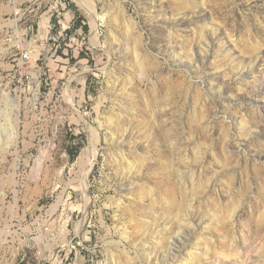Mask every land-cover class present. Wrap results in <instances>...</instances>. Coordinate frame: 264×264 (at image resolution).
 Masks as SVG:
<instances>
[{
    "label": "rangeland",
    "instance_id": "1",
    "mask_svg": "<svg viewBox=\"0 0 264 264\" xmlns=\"http://www.w3.org/2000/svg\"><path fill=\"white\" fill-rule=\"evenodd\" d=\"M84 2L0 0V264H264V0Z\"/></svg>",
    "mask_w": 264,
    "mask_h": 264
},
{
    "label": "bare ground",
    "instance_id": "2",
    "mask_svg": "<svg viewBox=\"0 0 264 264\" xmlns=\"http://www.w3.org/2000/svg\"><path fill=\"white\" fill-rule=\"evenodd\" d=\"M86 1V0H85ZM77 2L80 4V5H82V6H86L85 5V2H84V0H77ZM201 57V56H200ZM72 103V102H71ZM11 106L13 107V106H15L14 104H11ZM96 142V141H95ZM90 149V148H89ZM93 157L94 156H91V157H89L90 159H88V163L93 159ZM86 174H87V170L84 172V178H85V176H86ZM88 178V177H87ZM86 179V178H85ZM181 229V233L183 234V235H186L187 233H185V231L182 229V228H180ZM180 231V230H179ZM184 245H185V242H184V240L182 239V238H179L178 236H177V239H175L173 242H172V246L173 247H175L176 249H180L181 251H182V247L184 248ZM174 255H176L177 256V254L176 253H174ZM173 255V256H174ZM176 256H174V257H176Z\"/></svg>",
    "mask_w": 264,
    "mask_h": 264
},
{
    "label": "built area",
    "instance_id": "3",
    "mask_svg": "<svg viewBox=\"0 0 264 264\" xmlns=\"http://www.w3.org/2000/svg\"><path fill=\"white\" fill-rule=\"evenodd\" d=\"M29 60H30L29 54L24 52L22 54V61L25 62V63H27Z\"/></svg>",
    "mask_w": 264,
    "mask_h": 264
}]
</instances>
